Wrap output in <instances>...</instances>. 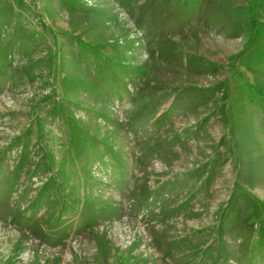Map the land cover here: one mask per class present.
<instances>
[{
    "label": "rangeland",
    "instance_id": "obj_1",
    "mask_svg": "<svg viewBox=\"0 0 264 264\" xmlns=\"http://www.w3.org/2000/svg\"><path fill=\"white\" fill-rule=\"evenodd\" d=\"M0 264H264V0H0Z\"/></svg>",
    "mask_w": 264,
    "mask_h": 264
}]
</instances>
